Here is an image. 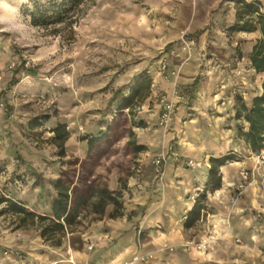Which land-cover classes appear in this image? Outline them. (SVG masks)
I'll return each mask as SVG.
<instances>
[{
	"label": "crops",
	"instance_id": "crops-1",
	"mask_svg": "<svg viewBox=\"0 0 264 264\" xmlns=\"http://www.w3.org/2000/svg\"><path fill=\"white\" fill-rule=\"evenodd\" d=\"M248 1H259L264 12V0ZM143 2L149 9L138 16V23L149 35L150 50L160 54L151 71L155 73L165 57L169 67L165 73L152 76L151 91L139 103L146 125L134 126V130L145 150L134 159L133 174L126 187L122 189L119 182V168L114 167L108 176V188L122 190L121 214L110 217L114 204L109 203L100 216L90 210V201L95 200L92 197L85 206L89 214H85L86 210L77 211L73 224L61 236V244L50 245L51 239L37 236L36 252L28 250L29 255L36 257L28 258L31 264H234L219 241L212 240L205 249H199L197 244L210 233L229 235L232 229L248 221L253 207L261 206L260 202L264 205V200L257 197L263 192L256 191L254 181L240 195H232L241 182V171L251 163L252 151L237 134L236 123L243 121L236 117L237 105L219 103L230 85L253 71L250 56L261 37L260 31L229 30L237 21L235 0ZM184 36L189 39H182ZM154 90L176 103L169 126L154 124L163 105L153 98ZM261 92L262 88L258 94ZM4 113L0 108V132L7 126ZM244 122L247 129L248 122ZM7 140L0 157H10V172H25L23 177H27L34 190H40L43 183L53 193L48 197L40 190L33 195L37 204L26 201L24 205L51 215L57 196L54 182L64 169L65 157L57 160L60 156L33 146L23 136L14 135ZM69 141L72 142L71 137ZM87 146L86 142L79 146L75 143L72 153L84 158ZM230 153L236 157L220 167L221 186L210 189V158ZM159 155L167 159L158 170L154 157ZM16 158L19 164L15 163ZM188 161L192 165H187ZM29 185L19 196L26 194ZM203 192L207 194L205 209L194 225L185 227L188 212ZM91 215L94 217L88 219Z\"/></svg>",
	"mask_w": 264,
	"mask_h": 264
},
{
	"label": "rangeland",
	"instance_id": "rangeland-1",
	"mask_svg": "<svg viewBox=\"0 0 264 264\" xmlns=\"http://www.w3.org/2000/svg\"><path fill=\"white\" fill-rule=\"evenodd\" d=\"M27 2L0 0V108L4 109L7 119V126L0 132V151L7 146L8 137L17 135L29 139L35 147L46 148L52 155L60 156L53 141L52 127L63 122L72 140L70 142L68 138L65 143L63 171L69 160L81 158L72 153L75 143L79 146L86 142L88 145L85 137L99 135L106 130L138 75L145 73L151 78V91L152 76L158 75L162 61L155 73L151 71L160 54L150 50L149 35L138 23V16L149 9L143 0L88 1L90 5L79 23L73 29L61 26L56 33L51 28L35 27L30 23V18L22 12V5ZM182 39L188 40L189 36ZM237 55L243 57L238 52ZM163 61L168 63L166 57ZM263 78L264 74L253 68L251 73L230 85L219 103L226 101L237 105L238 97L251 103L262 88ZM140 107L139 104L134 105L130 118L135 125L140 120L146 125L141 119ZM44 116L49 118L44 119ZM36 119L41 124L33 126ZM154 124L160 126L158 119ZM236 124L246 128L244 121ZM1 153L3 155L4 151ZM259 154L252 152L249 155L251 163L244 168L249 171V178L245 182L241 179L234 187L233 197L240 195L238 193L254 181L252 185L256 191L263 192L257 197L264 200V165L258 163ZM57 160L62 161V156ZM10 163V157H0V197H15L23 204L26 201L37 204V197L33 195L41 191L48 197L53 195L51 187L43 186V183H40L41 191L34 190L27 177H23L25 172L17 169L10 172ZM15 163L19 164L17 158ZM34 175L38 181L39 173ZM16 178H22L25 185H29L23 197L10 184ZM241 183H244L243 188L239 187ZM5 205L0 204V264H31L32 260L28 258L34 255H29L28 250L36 252L35 243L37 236L41 235V228L37 219L34 224L30 218L22 223V214L3 211ZM260 205L253 207L248 221L232 229L229 235L223 232L215 235V241L228 250V258L234 264H264V205L261 202ZM25 208L36 212L34 207ZM82 210L89 214L84 206L77 209L78 212ZM92 217L94 215L88 219ZM57 238L56 235L48 244Z\"/></svg>",
	"mask_w": 264,
	"mask_h": 264
},
{
	"label": "trees",
	"instance_id": "trees-1",
	"mask_svg": "<svg viewBox=\"0 0 264 264\" xmlns=\"http://www.w3.org/2000/svg\"><path fill=\"white\" fill-rule=\"evenodd\" d=\"M93 0H28L22 5V12L30 18L35 27L51 28L56 33L60 27L73 29L87 11ZM89 3V4H88ZM236 23L229 28L230 31H256L261 37L253 46L251 52L252 67L258 73L264 74V12L259 1L235 0ZM151 78L145 73L138 75L128 96L119 104L113 121L108 124L105 131L99 135L85 137L88 148L84 158L75 157L68 161L67 168L55 180L54 188L57 192L52 203V214H37L25 208L22 202L12 200L7 196L0 197V204L5 203L3 211L22 214L21 222L26 223L30 218L34 224L37 219L41 228V236L45 240L55 239V244H61V236L66 233L69 225L73 224L77 216V209L86 206L93 197L91 208L102 216L109 203L114 204L110 217L121 214L123 203L122 190L112 191L108 188L107 180L114 167L119 168V182L122 189L126 187L128 178L133 174L132 162L140 152L145 150L143 144L138 143L134 126L144 127L145 123H133L130 115L135 104L142 102L150 92ZM129 109V112H126ZM236 117L248 122V128L237 126V134L248 144L254 153H261L264 149V78L262 92L252 98L247 105L241 98H237ZM48 119V116H44ZM38 119L32 122L33 126L40 125ZM53 141L59 148V155H66L65 143L69 138L67 125L58 122L52 128ZM230 153L221 157H211L208 187L219 188L222 184L220 167L227 161L235 159ZM102 179L104 181L102 182ZM206 192L201 193L194 207L188 212L185 227H191L200 218L205 209Z\"/></svg>",
	"mask_w": 264,
	"mask_h": 264
},
{
	"label": "built area",
	"instance_id": "built-area-1",
	"mask_svg": "<svg viewBox=\"0 0 264 264\" xmlns=\"http://www.w3.org/2000/svg\"><path fill=\"white\" fill-rule=\"evenodd\" d=\"M167 70H168V63H167V61L162 60L160 66H159V73L163 74ZM1 84H2V77L0 76V92L2 91ZM153 98L157 102H161L163 104L162 108L160 109V112H159V119H158L159 125L160 126H169V124L173 118V114H174V111L176 108V103L174 101L168 99L165 94H162L157 90L153 91ZM166 159H167V156H165V155H159V156H156L154 158V165L156 166V168L158 170L162 166V164L166 161ZM258 163L264 165V149L258 155ZM187 165H192V161H188ZM158 170H157V172H159ZM249 175H250V173L248 170L243 169L241 171V176H242V179L244 180V182L249 178ZM12 183L15 186V188L17 189V191L19 192V194H23L25 192L26 185H25L24 181L22 180V178L21 179L16 178L12 181ZM239 187L243 188L244 183H241L239 185ZM215 237L216 236H213L212 233H210V235L207 238L203 239L202 242L197 244V247L199 249H205L212 240H215ZM236 240L240 241L239 238H237ZM91 247L92 246H90V248ZM90 264H96V263H90ZM124 264H130V262H125Z\"/></svg>",
	"mask_w": 264,
	"mask_h": 264
}]
</instances>
